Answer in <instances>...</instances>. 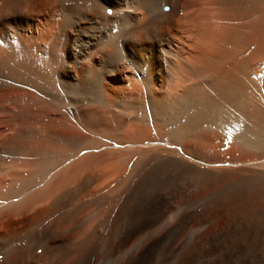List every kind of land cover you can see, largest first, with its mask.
<instances>
[{
  "label": "bare ground",
  "instance_id": "6f19581e",
  "mask_svg": "<svg viewBox=\"0 0 264 264\" xmlns=\"http://www.w3.org/2000/svg\"><path fill=\"white\" fill-rule=\"evenodd\" d=\"M263 74L264 0H0V264H264Z\"/></svg>",
  "mask_w": 264,
  "mask_h": 264
},
{
  "label": "rangeland",
  "instance_id": "374dc122",
  "mask_svg": "<svg viewBox=\"0 0 264 264\" xmlns=\"http://www.w3.org/2000/svg\"><path fill=\"white\" fill-rule=\"evenodd\" d=\"M163 11V10H162ZM163 12H165V11H163ZM180 13L178 14L179 16L180 15H182L181 13H182V11H179ZM247 46H249V44H247L246 45V48H248ZM246 48H244V50L246 49ZM251 50V51H250ZM253 51V49H248L247 51H246V53H245V55L242 57V58H244V57H246V56H248V53H251ZM85 53H87V50H85ZM260 58V56L258 57V56H256L254 59L256 60V59H259ZM258 71H261L262 72V70H260V68L258 69ZM255 72H257V70H254L253 71V73H255ZM125 76V77H124ZM123 77L124 78H128L127 77V75H124ZM253 77V76H252ZM263 81H264V74H263V79L262 80H259V83H261L259 86H257L256 87V89H258L257 90V92L259 91V89H261L259 92H258V94L261 96V97H264V88H263ZM131 84V81L129 82L128 81V85H130ZM127 85V86H128ZM258 87H260V88H258ZM70 121V120H69ZM132 122V121H131ZM74 123V122H73ZM128 123H130V121H128ZM215 145H216V147H217V149H218V151H221V152H225L226 151V148L225 147H221V144L219 143V142H216L215 143ZM101 150H103V148H101ZM108 176V174H104L103 176H102V178L100 179L101 181L102 180H104L106 177Z\"/></svg>",
  "mask_w": 264,
  "mask_h": 264
}]
</instances>
